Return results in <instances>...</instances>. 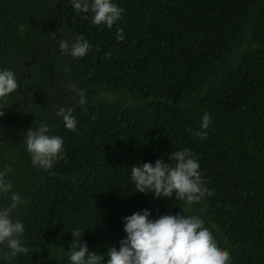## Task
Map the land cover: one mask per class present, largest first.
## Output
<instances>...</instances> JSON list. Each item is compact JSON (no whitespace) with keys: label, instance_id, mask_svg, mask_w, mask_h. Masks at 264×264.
Masks as SVG:
<instances>
[{"label":"trees","instance_id":"1","mask_svg":"<svg viewBox=\"0 0 264 264\" xmlns=\"http://www.w3.org/2000/svg\"><path fill=\"white\" fill-rule=\"evenodd\" d=\"M112 2L124 11L108 28L72 0H0V71L19 85L0 101V170L11 168V191L28 201L12 219L29 250L11 257L0 246V264H71L74 229L106 264L107 248L126 238L122 217L142 209L150 219L196 215L229 264H264V0ZM81 35L91 45L85 56L61 53L60 40ZM61 107L73 109L76 132L55 115ZM205 112L202 139L194 133ZM41 123L64 141L48 170L32 164L24 143ZM183 149L213 195L187 206L136 191L133 165ZM10 203L0 197V207Z\"/></svg>","mask_w":264,"mask_h":264},{"label":"clouds","instance_id":"2","mask_svg":"<svg viewBox=\"0 0 264 264\" xmlns=\"http://www.w3.org/2000/svg\"><path fill=\"white\" fill-rule=\"evenodd\" d=\"M72 6L78 14L92 13V24L106 25L108 28L113 26L124 11L112 0H72ZM19 27L23 34L24 25ZM117 39L123 41L122 30H118ZM90 47L82 35L71 45L65 40L59 42L61 53L73 58L85 56ZM18 87L13 71H0V101ZM68 89L79 97L80 105L86 104L83 89L77 88L74 84L68 85ZM72 113V108L61 107L55 115L62 117L68 130L76 132L77 122ZM4 114L5 104L0 103V117ZM210 123L211 116L205 112L200 125L203 131H196L194 134L206 139V130ZM49 131V127L41 123L36 129L28 128L24 140L32 164L44 170L51 169L58 159L63 158L64 151L63 139L57 135H48ZM199 169L195 154L189 149H183L172 152L167 157V162L164 159H156L154 163L133 165L130 173L136 191L152 193L154 198L174 196L176 200L184 201L187 206H191L199 203L205 196L214 194L206 187ZM10 171L11 168L0 170V197L10 194L11 200L7 206L0 207V246L10 250L7 256L15 257L18 253L27 254L29 250L20 241L24 225L19 220L14 221L12 213L18 205L27 204L28 201L22 200L19 193L11 191L13 185L7 178ZM150 215L148 209H142L122 217L126 238L120 240L118 249L114 246L107 248L106 264H229L230 252L218 245L211 230L204 226V221L200 217L177 213L150 219ZM70 233L73 237L70 243L71 264H102L104 253L90 252L87 243L80 242L82 236L80 229H74Z\"/></svg>","mask_w":264,"mask_h":264}]
</instances>
